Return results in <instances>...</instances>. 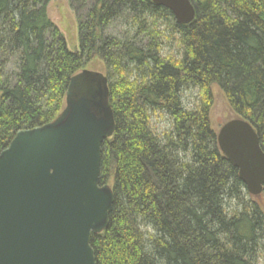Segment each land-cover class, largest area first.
<instances>
[{
  "label": "trees",
  "instance_id": "16d2710c",
  "mask_svg": "<svg viewBox=\"0 0 264 264\" xmlns=\"http://www.w3.org/2000/svg\"><path fill=\"white\" fill-rule=\"evenodd\" d=\"M68 1L77 52L49 0H0V153L54 121L71 77L98 60L115 123L99 182L114 202L90 237L95 264H264V209L209 121L217 85L264 153V0H191L188 25L151 0Z\"/></svg>",
  "mask_w": 264,
  "mask_h": 264
},
{
  "label": "water",
  "instance_id": "95a60500",
  "mask_svg": "<svg viewBox=\"0 0 264 264\" xmlns=\"http://www.w3.org/2000/svg\"><path fill=\"white\" fill-rule=\"evenodd\" d=\"M151 2L180 25L194 20L191 0ZM114 131L106 76L82 70L54 121L15 135L0 153V264H95L90 237L107 229L114 202L99 182L101 146ZM216 143L247 193L259 197L264 153L255 129L231 120Z\"/></svg>",
  "mask_w": 264,
  "mask_h": 264
},
{
  "label": "rangeland",
  "instance_id": "374dc122",
  "mask_svg": "<svg viewBox=\"0 0 264 264\" xmlns=\"http://www.w3.org/2000/svg\"><path fill=\"white\" fill-rule=\"evenodd\" d=\"M47 15L49 20L62 34L66 47L70 52L78 50V27L74 11L71 10L68 0H49L47 6ZM83 70L97 72L105 75V68L102 62L95 60L87 65ZM212 97V106L209 113L210 127L217 135L219 129L227 122L238 119L239 117L230 108L223 92L217 85L210 88ZM196 93L193 91L187 94L185 98L194 99ZM111 187V181L107 184ZM257 199L264 209V195L261 194Z\"/></svg>",
  "mask_w": 264,
  "mask_h": 264
}]
</instances>
